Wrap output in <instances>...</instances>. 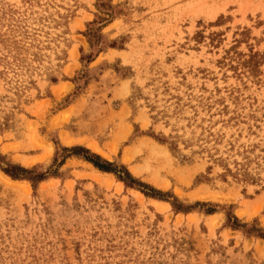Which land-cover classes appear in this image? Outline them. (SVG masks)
<instances>
[{
	"label": "rangeland",
	"instance_id": "1",
	"mask_svg": "<svg viewBox=\"0 0 264 264\" xmlns=\"http://www.w3.org/2000/svg\"><path fill=\"white\" fill-rule=\"evenodd\" d=\"M98 6L0 0V264H264V0Z\"/></svg>",
	"mask_w": 264,
	"mask_h": 264
},
{
	"label": "trees",
	"instance_id": "2",
	"mask_svg": "<svg viewBox=\"0 0 264 264\" xmlns=\"http://www.w3.org/2000/svg\"><path fill=\"white\" fill-rule=\"evenodd\" d=\"M99 3L98 8H103L104 4H106V1L109 0H97ZM107 6V5H106ZM111 9H109L110 12ZM111 17V16H110ZM100 20V19H99ZM101 21V20H100ZM102 23L105 21H101ZM96 23H92L89 25V29L87 31V34L85 35V37L87 38V41L90 45L91 48H96L97 51H101L105 44L103 42V37H101V35H99L100 33V29H95L96 27ZM91 58H88V63H90ZM79 152H83L84 154L88 155V157H83L86 161H88L89 163H91L96 169L102 171V172H113L115 175H117V178L119 180H121L123 183H125V185L129 186V187H134L135 184H137L139 187H143L145 188L144 185H141L140 183H136V181H134L130 175L124 171L125 176L124 177H120V172H117L115 170L110 169L111 165L108 163H103V165H101V159L95 155H91L88 151H83L82 149H62V153L64 154H73L75 156H80ZM56 163V161H55ZM0 170L8 177H10L13 180H23V179H27L32 183H35L36 181H41L45 178V175H37V177L35 178V175L31 178H28L27 175L30 174L28 171H26L25 169L19 167V166H15V165H10L9 163H3L2 159L0 158ZM159 195H161L160 193H158ZM175 208H177L175 205H173ZM177 210H179L177 208ZM207 213H211V211H208ZM227 225L229 227H231L232 229H239V230H243V232L248 235V236H255L258 237L262 240H264V231L262 230H257L255 228H248L246 226H241L239 221H237V219H235L231 214L227 215Z\"/></svg>",
	"mask_w": 264,
	"mask_h": 264
},
{
	"label": "bare ground",
	"instance_id": "3",
	"mask_svg": "<svg viewBox=\"0 0 264 264\" xmlns=\"http://www.w3.org/2000/svg\"><path fill=\"white\" fill-rule=\"evenodd\" d=\"M126 158V157H125ZM3 177V176H2ZM3 180V179H2ZM5 181H7V180H5ZM9 183V182H8Z\"/></svg>",
	"mask_w": 264,
	"mask_h": 264
}]
</instances>
